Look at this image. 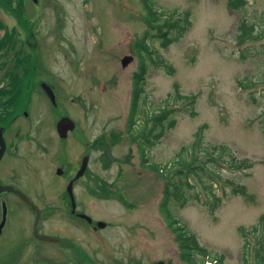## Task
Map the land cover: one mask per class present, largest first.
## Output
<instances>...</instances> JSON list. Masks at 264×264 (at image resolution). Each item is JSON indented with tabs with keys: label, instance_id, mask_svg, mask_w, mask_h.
<instances>
[{
	"label": "rangeland",
	"instance_id": "obj_1",
	"mask_svg": "<svg viewBox=\"0 0 264 264\" xmlns=\"http://www.w3.org/2000/svg\"><path fill=\"white\" fill-rule=\"evenodd\" d=\"M246 1L237 8L235 0H0V125L8 148L0 183L38 206L39 233L60 239H36L35 212L15 194L0 193V221L1 203L7 207L0 264H186L161 209L167 170L158 166L187 156L199 136L202 147L228 148L226 160L251 162L221 170L251 198L228 192L211 214L192 199L170 197L167 210L223 264H245L239 228L257 226L264 214V0ZM147 4L160 13L187 11L189 28L164 44L144 22ZM242 20L257 38L238 44ZM140 41L147 52L138 134L152 127L146 113L174 106L165 121L172 126L161 137L152 130L143 155L138 134L127 131ZM127 55L133 59L122 66ZM14 76L30 86L19 111L1 93L15 90ZM177 94L194 97L190 109L183 99L174 102ZM62 116L74 122L64 136L56 128ZM83 157L87 169L73 192L90 223L70 213L65 191ZM189 181L199 185L193 176Z\"/></svg>",
	"mask_w": 264,
	"mask_h": 264
},
{
	"label": "trees",
	"instance_id": "obj_2",
	"mask_svg": "<svg viewBox=\"0 0 264 264\" xmlns=\"http://www.w3.org/2000/svg\"><path fill=\"white\" fill-rule=\"evenodd\" d=\"M246 2V0H235L233 4L238 8ZM147 5L144 22L150 28H157V34L162 40H164V44L179 40L189 28L190 20L188 15L189 13L187 11L183 13H177L175 11L168 14L167 18L163 19L162 25L156 27V23H158L160 19H162V16L166 14L156 11V9L149 4ZM176 15L177 19H174V16L176 17ZM163 26V29H159ZM174 30L176 31L175 37H170V34ZM237 30L238 35H236V41L238 44H242L249 39L257 38L255 27L245 20H242L239 23ZM3 43L4 42H2L0 46H2ZM144 52H147V46L140 44L138 48L140 68L133 76L134 80L131 108L127 119V131L131 136H135V132L138 134V131L145 126L143 125V122L139 120L141 115V96L145 84L143 78L146 68L144 60L145 55L143 54ZM167 68L170 72L171 67L168 66ZM24 78L25 77L21 79L18 76H14L12 84L15 86V90H4L1 92L4 94L2 96H7L4 102L12 106L15 111H19L24 108V103H19V101H22L23 97L25 99L24 91L30 88V86L27 87V84L23 82ZM17 87L19 89L21 87L25 88L18 90ZM179 99L184 100L182 101L183 108L188 106L189 109L194 101V97L187 98V96L179 94H177L175 98L173 97L174 102ZM171 112H174V106L166 104L163 108L160 107L157 112L146 115L145 121L151 120L152 127L147 132H140V134L137 135V144L142 155L145 151V145L150 143L152 130H160L157 137H161L165 133L166 127L172 126L169 121L167 125L165 123ZM191 114L194 115L195 113L192 112ZM198 139L199 140L195 144L192 143L188 148L187 156L179 154L175 160L172 161L173 163L171 166L159 167L160 169L167 170V172H162L165 183L161 209L165 214V220L168 226L174 233V238L176 240L181 259H183L186 264H223V256L218 255L217 253L209 250L206 246L201 245L196 235L189 231L186 225L179 224V221L167 210V204L169 203L170 197L183 201L188 198L201 204L208 210L209 213L213 214L214 211L222 204L223 198L227 197L228 192L250 199L251 196L248 193L246 186L231 178L224 177L225 174L221 170L228 169L231 171L248 169L252 166V164L247 159H238L235 156H231L230 160H226L225 157L228 148L224 145H206L205 147H202L200 136ZM146 160L147 159L144 157L143 161L146 162ZM191 176L199 182V185L189 181ZM219 185H222V187H219ZM199 186H201V188ZM187 189L193 190V193L189 197H185ZM201 191L205 194L204 198L201 196ZM239 231L243 236L244 263L264 264V214L259 216V223L257 226L249 229L242 226L239 228Z\"/></svg>",
	"mask_w": 264,
	"mask_h": 264
},
{
	"label": "water",
	"instance_id": "obj_3",
	"mask_svg": "<svg viewBox=\"0 0 264 264\" xmlns=\"http://www.w3.org/2000/svg\"><path fill=\"white\" fill-rule=\"evenodd\" d=\"M132 60V57L131 56H125L123 57L121 63H122V66H124L126 63H128L129 61ZM46 87V86H45ZM51 99L53 100V94L51 92L50 89H48V87H46ZM74 126V124L72 123V121L68 118H62L58 121L57 123V129H58V132L60 133L61 136H64L66 134V131L68 129H72ZM4 149H5V141H4V138L2 136V128H0V158L4 152ZM85 167H86V159H84L82 161V164H81V167L80 169L78 170V172L76 173L74 179H72L68 185H67V192L69 193L70 195V199H71V203H72V211H74L75 209V202H74V197H73V194H72V183L75 179H77L80 175L83 174L84 170H85ZM58 172H60V170H58ZM12 192L14 194H16L20 199H22L24 202L28 203L31 208L33 210H35L36 212V215H35V221H34V230H33V233H34V236L39 239V240H44V241H51V242H58V239L55 238V237H52V236H48V235H43V234H39L37 232V223L39 221V217H40V212L37 208L36 205H34L29 199L28 197L22 193L20 190L12 187V186H9V185H2L0 184V192ZM83 218H85L87 221H91V218L86 216V215H81ZM5 218H6V205L4 202H2V219H1V222H0V230L2 228V226L4 225V222H5ZM97 225L99 227H102L104 226V223L99 221L97 222ZM155 264H164L163 261H158L157 263Z\"/></svg>",
	"mask_w": 264,
	"mask_h": 264
}]
</instances>
